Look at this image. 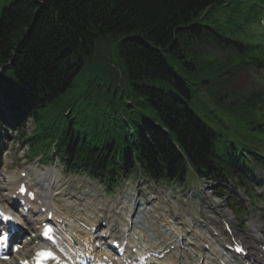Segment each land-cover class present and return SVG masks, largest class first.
I'll list each match as a JSON object with an SVG mask.
<instances>
[{"label": "trees", "instance_id": "trees-1", "mask_svg": "<svg viewBox=\"0 0 264 264\" xmlns=\"http://www.w3.org/2000/svg\"><path fill=\"white\" fill-rule=\"evenodd\" d=\"M231 2L14 0L0 12V122L31 119L32 147L110 187L250 178L249 161L264 163V82L231 84L264 73L262 10L246 2L211 25Z\"/></svg>", "mask_w": 264, "mask_h": 264}, {"label": "rangeland", "instance_id": "rangeland-1", "mask_svg": "<svg viewBox=\"0 0 264 264\" xmlns=\"http://www.w3.org/2000/svg\"><path fill=\"white\" fill-rule=\"evenodd\" d=\"M13 1L14 0H0V12ZM239 1L242 2L239 8H243L246 2H254L259 8L260 6L264 7L263 0ZM236 2V0H232L230 3L232 8L226 7L215 10L211 14L208 22L211 25L219 24L223 26L226 24L228 18L238 13L239 8H236ZM260 16L264 17L263 10ZM262 24L264 25V19ZM256 31L264 33V27L258 25ZM111 59L113 60V64H118L112 54ZM254 79H257L261 83L264 82V73L256 74L254 71H244L233 79L231 86L233 88L237 86L240 88L245 87L246 89L251 83L252 86H258ZM210 116L213 115L211 114ZM32 128L33 123L30 119L25 122L22 128H18L16 125L9 126L8 124L0 122V178L3 177V175L8 176L15 173L22 167L30 170L29 177L31 180H37L40 178V174L47 169L58 182V189L62 191V199L71 198V200L77 201L79 204L82 203L86 195H89L91 198H95L97 205L101 207L106 203L119 202L120 205L125 208H127L130 203L135 202L137 211L139 208H142L143 205H146L151 210L148 212L144 211L146 215L139 220L142 222L146 221L143 223L152 238L157 235L156 232L160 233V236L154 239L163 238L168 233L173 234L175 232L174 229L180 226L185 228L188 222L187 217L193 218V222L202 225L207 231L221 229V218H230L232 224L235 225L239 231H242L249 241H251V238H253L255 234H250L251 226L250 224L246 226V223L253 220L256 222L254 226L255 229L258 228L261 234H264V189L260 191L261 187H258L257 190L250 188L249 191L252 194L256 192L258 195V191L261 193L257 197L259 202H254L252 205L245 204V200L241 199L243 196L242 193L235 195L234 191L230 188L232 183L228 182L227 184L229 187L225 190H220L214 182L210 183L206 179H199L192 172L188 174L185 182L178 185L155 183L151 180L142 178L140 175H133L119 182L112 190H108L109 188L103 183L89 177L86 173L69 174V172L65 171L60 159L54 158V160H51L48 164H43L40 152L48 154V148L43 150L40 148V145H35L32 147V152L39 151V153L34 154L31 153V144L24 140L32 131ZM229 138L235 140L232 134H230ZM257 165L260 166L261 164ZM257 171V176L259 177L261 173L258 169ZM259 180L261 181L260 185H263L264 178L260 177ZM0 188L1 201L4 197L3 192L5 191H3V187ZM218 193L222 194L219 195ZM58 195L60 194L55 196ZM246 196H248V193ZM253 198L252 196V199ZM241 200L243 206L247 209V211L245 209V213L238 211V208H242V205H234L238 204ZM152 206H156L159 210L156 211ZM248 213H250V216ZM252 213H254V215ZM176 222L178 223L176 224ZM183 224L185 226H182ZM0 264H15V262L10 258L6 262H0Z\"/></svg>", "mask_w": 264, "mask_h": 264}, {"label": "bare ground", "instance_id": "bare-ground-1", "mask_svg": "<svg viewBox=\"0 0 264 264\" xmlns=\"http://www.w3.org/2000/svg\"><path fill=\"white\" fill-rule=\"evenodd\" d=\"M18 185V181L13 182L11 184H8V186H14L13 190L17 187ZM56 185V181L55 178L53 177V175L46 169L44 172H42L40 174V178L38 180L34 181V185L37 192H38V196L42 203L41 205L44 203L45 206H54L55 207V214L56 216H61L64 220L68 221L69 223H71V226H66L65 228V233H67L68 235H71L73 238L78 235H76L73 232V229H80L84 235L79 236L81 237V239H78L77 241H88L91 238H94V235L98 236V233L93 234V231L91 230L92 227H94L95 225H99V221H103L104 222V226L101 227L102 229V233H107V231L109 233H111L113 235V237L116 236H120L123 240H126V242L128 244H135V245H130L129 247H136V245L138 246L139 251L147 249V250H156L159 251L161 249V247H163V243L158 245V244H152V246H147V248L145 246H143L141 244V242H143L144 237H149L150 234H148L146 232V227L144 224L140 223L138 220H136L138 217L142 218L143 216L146 215V213H144L145 210L149 209L151 210L149 207H146V205L143 206V208H141V213H137L136 208L133 207L134 206V202L130 203L129 208H125L122 207L120 205L119 202H113V203H106L102 206L97 205V202L95 201V198H91V196H85L82 203H77V201L71 200V198H64L62 199V191H56L55 187ZM5 184H0V187H5ZM1 189V188H0ZM12 190V191H13ZM55 190V191H54ZM10 191L8 193V198L4 195V198H2V203L9 208V195L11 194ZM54 191V192H52ZM55 194H60L58 196H54ZM79 201V200H78ZM34 204V203H33ZM38 206L33 205L28 214L24 217H21L19 215V211H16V215L18 216V219L22 220L25 224H28V226L31 227V229H33L35 226L31 223L32 220H37L39 218V216H45L46 212L42 215L39 212L36 211V208ZM153 209H155L156 211L159 210L156 206H152ZM164 211V209H163ZM132 216V218H135L134 222V226L137 227V233L138 234V240L137 242H134L132 240L129 239V237L125 238V231L127 230V221L125 220L126 218L129 219ZM80 222H83L86 226H88V229H86L85 227L81 226L79 224ZM187 229L190 228V236L192 238H190V240H196V237L198 239V241H200L201 236H203V233L201 231V229L194 227L193 225V218L187 217ZM178 222H176L177 224ZM192 223V225H190ZM144 227H142L141 225ZM175 224V223H172ZM183 226V225H182ZM192 227V228H191ZM124 228H126L124 230ZM180 229V235L183 234L185 231V229H181V226L178 227L176 230ZM201 232V233H200ZM83 237V239H82ZM69 239V238H68ZM256 240L259 241V237H256ZM69 241H71L69 239ZM188 241V240H187ZM204 243H206L207 241H203ZM249 244V242H247ZM250 245V244H249ZM166 246H164L163 248H165ZM178 247V246H177ZM194 248H196V253L194 256H192L191 258L188 257L187 260V264H198L200 261L204 262L206 264H219L220 260H229L231 263L235 264L234 262H236V260L234 259L232 262L227 256H225L223 253H220L218 251H216V249L214 248V246H209L211 248V250H203L200 246L196 247L193 246ZM27 248L22 249V254H26L27 252ZM170 250V249H169ZM214 251V252H213ZM254 262V259L251 260V263Z\"/></svg>", "mask_w": 264, "mask_h": 264}, {"label": "snow or ice", "instance_id": "snow-or-ice-1", "mask_svg": "<svg viewBox=\"0 0 264 264\" xmlns=\"http://www.w3.org/2000/svg\"><path fill=\"white\" fill-rule=\"evenodd\" d=\"M20 191L23 193L25 189L21 187ZM0 218L5 222V225L7 226L9 231H14L15 230V225L14 223H9L12 221V217L6 216L3 213H0ZM42 235L49 240H52V228L48 225H45L44 230ZM8 240V232L0 231V243H6ZM237 251H242V249L237 248ZM37 264H44V260L47 259H57V257L54 255L53 252L51 251H39L35 254ZM7 258V257H5ZM22 264H27V261H23Z\"/></svg>", "mask_w": 264, "mask_h": 264}]
</instances>
